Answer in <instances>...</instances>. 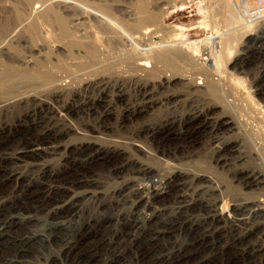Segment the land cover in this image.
I'll return each instance as SVG.
<instances>
[{
  "label": "rangeland",
  "instance_id": "obj_1",
  "mask_svg": "<svg viewBox=\"0 0 264 264\" xmlns=\"http://www.w3.org/2000/svg\"><path fill=\"white\" fill-rule=\"evenodd\" d=\"M23 1L0 0V74L3 72L12 74L14 71L13 73L28 72V76H32L33 73L35 76L49 72L60 78L57 69L65 63L62 65L66 68L59 69L62 75H65H61V78L63 77L65 82L70 80L68 77L74 78L73 86L77 85L79 79L84 76H81L82 72L87 74V71L75 72V65L82 62L79 60L83 52L79 48L68 46L67 42L75 38L87 42V36L91 31L97 32L104 40L110 42L113 40L109 48L107 50L105 48L104 51L107 52L103 51L102 56L107 55L104 59H109L110 62L116 57L115 59L118 60H113L114 65L120 66L115 68L113 65L115 69L111 68L108 72L117 70L122 74L128 70L125 69L127 63H121L123 61L117 57L123 51L131 50L116 37L121 36L123 31L119 34L115 32L116 36L115 34L113 36L105 27L106 23L98 21L99 17L106 19V15L111 16L119 29L133 33L130 28L133 31L136 26L138 28L135 21L143 15L142 8L146 9L144 14L155 12L159 17L158 23L147 26L151 27L148 29V32L150 31L148 35L152 41L144 42L143 47H137V51H134L137 52L135 56H139L142 50L150 49L148 47L155 50L178 49L182 52V58H187L186 65L184 62L180 69V72L186 75L192 73L194 69L205 68L203 64L207 62H203V59L208 57L207 51H219L220 46L226 45L227 38L234 33L233 28L237 26H229L224 21L225 12L220 0H86L87 4L84 0V2L82 0ZM245 11L242 9L240 13L243 15ZM50 12L53 15L49 14ZM262 15L263 18L252 22L249 33L252 34L253 40L246 44L245 41L237 38L239 44L234 43L237 45L232 52H235V55L239 54L237 60L223 58L218 70L208 72L215 79H220L222 87L227 92H231L228 94L230 97L238 98L240 102L246 101V105L250 104L255 108L264 107V96H260L259 93V90H264V78L259 79L262 76L261 72H264V14ZM18 16L22 17L20 23ZM55 17L65 19L70 38L64 39L59 35ZM49 19H51L50 24ZM40 20L41 22H38ZM30 28L36 31L31 32ZM173 28L183 31L180 32L177 41L173 40L172 45L167 47L166 42L170 40L169 35ZM192 44H195L197 51L201 53L192 54L193 50L190 46ZM72 54L74 57H71ZM129 66L135 67V65ZM73 69L74 71L71 72ZM69 71L72 76H69ZM132 72L130 70L129 73L128 70L126 74L135 76ZM72 73H76L75 76ZM13 79L14 83H20L22 86L20 76H14ZM128 86L133 88V85L128 83L121 87L122 89L113 86L107 87L108 89L98 88L103 89L102 91L96 88L83 90L81 87L79 99H73L68 93L65 96L67 98L64 97L60 102L56 97L47 95L38 84L33 82L13 91L15 93L7 98L10 101L8 106L10 109L6 108L8 111L0 115V224H8L10 220L14 221V224L6 225L3 236L0 237V264H9L10 261L16 264H106L111 260L113 264H264L263 259L256 260L250 253L254 237H247L248 239L245 240L241 237L250 229L249 226H264V221L261 218L258 220L252 218L246 207L236 210L238 204L240 208L251 200L264 199V191H260L259 187L247 188L243 185L246 184L245 176L239 174L240 170L246 168L250 171L256 169L255 172L264 168V123L259 118L260 124L256 123L258 122L254 118L256 115L250 112L251 109L241 108L242 113L239 107L237 113L243 115L242 118H245L247 123H244V126H247L244 129L245 134H241L242 138L228 133L214 135L209 127L205 128L197 121L194 125L164 132L159 140H153L152 135L137 131V125L156 121V118L164 120L170 108H157L153 113L142 114L138 118L132 117L120 124L123 116L127 114L124 110L143 102L142 98L133 101L131 98L133 93ZM254 90L258 92L253 93ZM159 96L161 97V94L157 93L153 98L158 99ZM71 104L81 107L80 115L67 112L68 105ZM107 111L110 113L106 114ZM63 129H71V134L58 143L44 146L46 148L58 146L55 153L47 150L38 158L28 159H16L14 156L19 150L37 144L36 141L42 138V133H58ZM209 131L211 134H208ZM234 137L240 140L244 138L245 143L241 146L244 152L261 151L259 154L262 159L259 161L263 162L250 160L248 163H237L235 155L219 150L225 141L223 139ZM80 143L83 146L81 151L74 150V146ZM113 150H118L119 154ZM216 156L223 157L226 163L223 161L216 166ZM143 165L157 174L163 183L162 187H165L167 192L158 201L149 200L150 209H146L145 206L148 193L137 192L138 186L148 182L146 176L140 175L139 167ZM175 170L188 174L185 173L184 177L177 179L174 176V173H177ZM201 174L212 176L215 186L222 185L227 193L218 195L219 193L211 191L214 185L192 182V178L196 179V176ZM142 198L145 204L144 201L141 202ZM234 205L236 206L233 207ZM141 213L145 216L153 213L158 216L146 225L149 227L143 233L140 227ZM104 219L106 223L101 226L105 227H98ZM21 220L24 222L21 223ZM133 223H137L140 229L135 230V233L130 229ZM119 231H128L132 236L121 245L119 252L116 251V255L124 251L123 256H118L119 259H116L111 251L100 244L103 241H114V235ZM90 232H97L98 236L89 239ZM136 235L139 236V240L131 246L130 241ZM94 253L100 258L98 261L90 262V254Z\"/></svg>",
  "mask_w": 264,
  "mask_h": 264
},
{
  "label": "bare ground",
  "instance_id": "obj_2",
  "mask_svg": "<svg viewBox=\"0 0 264 264\" xmlns=\"http://www.w3.org/2000/svg\"><path fill=\"white\" fill-rule=\"evenodd\" d=\"M24 1H26V2L28 1L29 2L31 0H24ZM66 1H68V0H66ZM84 1L86 3V0H84ZM43 2H44V0H43ZM71 2H69V4ZM220 2H221V7H222V9L225 12L224 21L226 22V24L229 25V26H233V25L234 26L237 25V26L233 28L234 33H232L227 38V41L225 42L226 45L220 46L219 51H215V52H213L211 50L210 51H207V54L206 55L208 57L206 59H203V62H207L206 64L205 63L203 64V66L205 68H202L201 67L199 69H194V70L192 69L193 70L192 73L190 72V74H188V75H186L184 73H181L180 72V69H182L181 66H183V64H184V62H185V60L187 58L186 59L184 57L182 58V52L180 50H178V49H175V48H168V49H161L160 48V50H155V49H152L151 47H148L150 49H148L146 51H143L142 50V52L140 53L139 56H135V54L137 52H134V51L135 50L137 51V49H138L137 47H143L144 46L143 45L144 42L150 43V41H152L151 38H150V36L148 35L149 32H150V31L148 32V29H150L151 27L149 28L147 26H150V24L155 25L154 23H156V22L158 23L157 20H158L159 17L157 16V14H155V12L154 13L153 12H150V13L148 12L147 14H144V11L146 9L142 8L141 10H142L143 15L141 17H139L138 20H136L138 22V24L135 21L136 25H138V28H137V26H136L137 29L136 28H133L134 31L130 28V30L133 33H127L124 30L119 29V26H118L117 23H115L114 19H112L111 16L106 15L107 16V17H105L106 19H102V18L99 17L98 18V21L99 22L101 21V23L102 22L106 23L105 27H107L109 29V31L111 32L110 34H112L113 36H114L115 32L117 34H119V33H121L123 31L124 34L121 33L120 34L121 36L118 37V36H116V34H115V36L118 38V41L119 42L123 41L125 43V46L128 47L129 50L130 49L131 50L130 51L126 50L125 52L124 51L123 52L121 51L122 53H120V55H118L117 57L121 61H123L121 63H127V65H126L127 67H125V69L127 68L129 70V73H130V70H131V72L132 71H136V72H132V73H135V76H131V75H134V74H129L130 76L127 75L126 74L127 71H128L127 69H126L127 71L125 73L123 72L122 74L121 73H118L119 71L117 72V70L115 72H110V73L108 72V70L111 71V68L112 69L114 68L113 67V65H114V61L113 60L116 57H113L114 59L110 62L109 59L108 60H105L104 59V58H107L106 57L107 55L106 56L104 55L105 57H103L102 56V53L105 50V48H106V50H107V48H109L110 43H112L113 40H112V42H110L109 40H104V39H102L100 37V35L97 32H92L91 31V33L89 32L90 34L87 36L88 37L86 39V41L88 40L87 42H82L80 40H77L76 38H75V40H71L69 43L67 42L68 46H70L72 48H76V49L79 48L83 52L82 53L83 54L82 56L79 53V55L81 56V59L79 61H82V62H79V63H77L75 65V72L76 71H80V70H82V71L85 70V71H87V74H83V72H82V75L80 74L81 76H83V75L84 76L79 79V82L77 81L78 84L75 85V86H78V87H75V86L72 85L75 82V81H73L74 78L68 77V79H70L68 82H65L63 77L61 78L62 71H60L61 70L60 68H62V69H65L66 68V67L64 68V66L62 65V64H65V63H62V62H60V63H62L61 64V67L60 68L58 67L60 70L57 69V71L60 72V75H59L60 78H58L57 76H55L54 74L49 73V72L48 73L47 72H45V73L42 72V73H39V74L36 73L37 75H35V76L32 73V76H30V75L28 76L27 75L28 72H26V74H25V72H21V73L20 72L19 73L16 72V73H13L14 71H12V69H11L12 74H11V72H8V74H7V72H3V73L0 74V115H1V113L8 111V109H6V108H9L8 106L10 105L9 104L10 101L7 100V98H9V96L12 93L13 94L15 93L13 91L18 90V89H22L23 87H26V85H29V83L35 82L36 84H38L46 92L47 95H50V96L52 95L53 97H56L60 102H62L64 100V97L68 93H70V95L73 97V99L74 98H78L79 99V97H80L79 90L81 89V87L83 88V90L84 89L85 90H88V89L90 90L92 88H96V89H98V88H105L106 89L109 86L121 88L124 85H127V83H128V84H132L133 85V88H131V87L128 86L129 89H130V91H131V93H133V96L131 97V98H133V101L138 100V98H140V99L142 98L141 101H143V102L141 104L136 105V106L134 105L135 107H133V108H127L126 110H124V113H127V114H126V116H123V119L121 120V123L120 124L124 123L129 118H131V119H132V117L138 118V116L140 117V116H142V114H147L149 112L153 113V111H155L157 108L158 109H161V108H170L169 109L170 111L167 113V117L164 120H162V119L157 120V118H156V121H154L152 119L153 122L151 121L149 123H142L140 125L138 124L139 126L137 125V131H140V133H143V134L146 133V134L152 135L153 136L152 137L153 140H159L158 138L161 137L162 134H164V132H167V131H169V132L170 131H175L176 128H178V127H181L182 128L183 126H189V125L191 126V125H194L197 121L200 122V123H202L205 128H208L209 127L210 130H211V132L214 135H216V133L217 134L218 133L219 134L220 133H223V134H227L228 133L231 136H240L239 138H242L241 134H245L246 131L244 129H245V127L247 125L244 126L245 125L244 123H246V121L244 120L245 118L244 119L242 118L243 115L240 116L241 114H238L239 112L237 113V111H239L238 108L240 107V109L242 108L244 110L245 109L247 110L248 108L251 109L252 111H250V112L251 113L253 112V114L256 115L254 118H256L257 121L260 119V121L262 123H264V107L261 106V107H256L255 108L254 106H251L250 104L246 105V101H241L240 102V99L235 98L233 96L230 97L228 94L231 93V92H227V90H225L222 87V85L220 84V79L219 78L215 79L213 76L210 75V73H212V71H214V70H218V67L220 66L223 58H225V59L226 58H231V60H233V61H236L237 60V57L239 56V54H237L238 55L237 56V55L234 54L235 52L234 53L232 52V50H235L234 47H236V45H237V44L235 45L234 43L235 42L238 43V39H241L243 42L245 41L246 44L250 42V40L252 39L251 38L252 37V34L249 33V32L252 29V22L255 19L263 18L261 16H263L262 14H264V0H220ZM35 3H37V2H35ZM45 4H46V2H45ZM45 4H43V5H45ZM61 4H62V2H61ZM67 4H68V2H67ZM29 5H31V2H30ZM33 5H36V4H33ZM98 6H100V5H98ZM78 7H79V5H78ZM38 8H40V7H38ZM50 8H52V7H50ZM68 9H70V7ZM242 9H245L246 10L243 13V15L240 13V11ZM35 10L37 11L36 8H35ZM103 10H104V8L102 9V11ZM40 11H42V10H40ZM98 12H99V10H98ZM43 14H44V12H43ZM49 14H51V12ZM244 14H246V15H244ZM51 15H53V13ZM87 15L89 16V14H87ZM54 16H52V17H54ZM21 18H20V16H18L17 17L18 21ZM23 19H25V17ZM52 20H54V19L52 18ZM64 20L65 19H63L62 17L61 18L60 17H55V20L54 21L56 23L55 22L54 23H55L56 27L58 26V28H59V31L58 32L60 34L59 33L58 34L62 38L64 37V39H65L66 37L67 38H70L71 36L70 37L68 36L70 31L68 32L69 29L68 30L66 29V27L68 25L66 26V21H64ZM24 22H25V20H24ZM38 22H41V20L38 21ZM50 22H51V19H49V24H50ZM19 23H20V21H19ZM153 25H151V26H153ZM26 27H28V26H26ZM105 27H103V28H105ZM47 28H49V27H47ZM101 28H102V26H101ZM30 29H31V32H32V30L33 31L35 30L34 28H30ZM99 30H102V29H99ZM181 31H183V30L182 29H179V28H175V29L173 28L172 29L171 35H169V36H171V37H169L170 40L168 39V42H166V43H168L167 44V47H168V45L171 46L174 41H177V39L179 38V36L181 34L180 33ZM102 34H101V36L103 37ZM104 34H106V33L104 32ZM59 35L56 36V37L58 38ZM235 38L236 39L238 38L237 41H236ZM111 39H112V37H111ZM57 41H58V39H57ZM118 41H117V43H118ZM54 43H55V41H54ZM59 43H60V41H59ZM66 46L67 45H65V47ZM121 46H122V44H121ZM190 46H191V49L193 50V53L192 54L201 53V51H199V50L197 51V47H196L195 44H192ZM65 47H64V49H65ZM111 47H112V44H111ZM117 47H119V46H117ZM60 49H62V48H60ZM64 49H62V50H64ZM72 50L74 51V49H72ZM72 50H71V52H73ZM104 52H107V51H104ZM69 53H70V51H69ZM69 53H65V54H69ZM110 53H111V51H110ZM76 54H77V52H76ZM64 56H62V57H64ZM71 57H74V55L72 54ZM76 58H77V56H76ZM108 58H109V56H108ZM189 58H190V56H189ZM82 59H85V60L83 61ZM117 60L115 59V61H117ZM208 63H209V65H208ZM57 64H59V63H57ZM25 65H27V63ZM129 65H131V66L132 65H135V67L132 68ZM185 65H186V62H185ZM20 66H19V68H20ZM114 66L116 68V67H118L120 65H118V66L114 65ZM67 67H69V66H67ZM9 68H10V66H9ZM14 68L15 67H13V69ZM21 68L24 69V67H21ZM67 70H64V72H66ZM73 71H74V69L71 72H73ZM209 71H210V73L208 74ZM71 72H70V75L69 76H72L71 75ZM9 73H10V75H9ZM64 74H66V73H64ZM75 74H73V75L75 76ZM120 74H121V76H119ZM122 75H125V76H122ZM261 75L262 76L259 79H263L264 78V72H261ZM14 76H16V77H19L20 76V79L19 80H21L23 82L22 86H21L20 83H14L15 81L13 82V80H14L13 77ZM62 76H65V75H62ZM66 76H67V74H66ZM132 77L134 79H132ZM215 77H222V76H216L215 75ZM149 78H151V79H149ZM55 79H56V81H55ZM65 79H67V78H65ZM120 81L124 82L125 84L124 85L123 84H120L121 83ZM19 86L21 88H18ZM113 87H111V88H113ZM102 90H99V91H102ZM254 92L256 93L258 91H255L254 90L253 93ZM263 92H264V90L263 91L259 90L260 96H264ZM157 93L161 94V97L159 96L160 98H158V99L153 98L154 95L155 96L157 95ZM148 97H149V99H148ZM66 98L67 97H65V99ZM253 100H254V98H253ZM68 109H67L68 110L67 112H71L72 114H75V115H80L81 114V112H80L81 111V107L79 108L77 106H72V104H71V105H68ZM242 109H241V112H242ZM166 110H168V109H166ZM108 112L109 111H107L106 114ZM244 116H246V115H244ZM246 118H248V117H246ZM260 121H258L256 123H259ZM255 127H259V126H255ZM249 129H251V128H249ZM2 131L3 130L1 129V132ZM209 133H210V131L208 132V134ZM70 134H71V129L70 130L69 129H63L62 131H59L58 133L57 132L56 133L44 132V133H42V138H40V139H38L36 141L37 144L32 145L30 148H26V149L19 150L18 152L15 153L14 156L16 157V159H28L29 157L30 158H38L44 151H47V150L50 151V152H54L55 153L58 150V146L57 147L56 146L55 147L52 146L51 148H46L44 146L47 145V144H50V146H51L52 143H58L64 137H67ZM72 134H73V131H72ZM256 134H258V133H256ZM249 135H251V134H249ZM231 136H230V138H231ZM235 138L236 137H234L233 139H227L226 138L227 140L226 139H223L225 141H224V143H222L223 146L219 150L220 151H223L226 154H231L232 156L235 155L236 156V162L237 163H245V162L248 163V161H250V160L251 161L253 160V162L257 160V162H258L259 159H262L260 157L261 155L259 154V153H261V151L259 152L257 150H254L255 152L254 151L244 152L243 149L241 150V146L245 143V140H244V138L241 139V140L240 139H235ZM250 143H252V142H250ZM211 144H212V142H211ZM245 146H246V144H245ZM82 148H83L82 143H80L78 145H75L73 149L76 150V151H81ZM247 150H249V149H247ZM117 151L115 150L114 152L119 154V152H117ZM71 153H73V151ZM216 157H217L216 160L214 159L215 160V163H216V166L222 164V162L225 160V159H222L223 157H221V156L220 157L219 156H216ZM260 161H262V160H260ZM224 163H226V162L224 161ZM139 170H140V175L146 176L148 182L147 183H143L140 186H138L139 188H137V192L138 193H144V192L145 193H148V196L149 197L147 196L148 199H146V204H145V201L143 200L144 197L141 199V202L144 201V204L146 206V209H150V207H151V202L150 201L155 202V201H158V200L162 199L166 195V193H167L165 191L166 188L165 187L164 188L162 187L163 186V183L159 180L157 174L154 173V171L151 168H149L147 166L145 167L143 165V166H140L139 167ZM248 170L246 168V169H242V170L239 171L240 172L239 174H241L242 176H245V178H246L244 180L246 182V184H243V185H246L247 188L259 187V188H261L260 191H264V168L263 169H260L259 171L257 170L256 172H255L256 169L254 171H250V170L248 171ZM185 173H187V172H185ZM185 173L183 174L182 172H177V173H174V176L177 177V179H178V178L184 177ZM171 175H173V174H171ZM169 177H170V175H169ZM155 179H157V180H155ZM196 179L195 178H192V182L193 181H196V183L198 182V184L199 183H205V184H208L210 186L214 185L213 187H215V188L212 187V189L211 188L210 189H211V191H213L215 193H219L218 195H222V194H226L227 193L226 192V188L223 187L222 185L220 186V185H217L216 184V186H215V184H214L215 183L214 182L215 180H214V178H213L214 181L212 180V176L211 177H209V176L207 177V175H205V174L202 175L201 174V176H196ZM189 181H191V180H189ZM169 182H171V181H169ZM205 184H204V186H205ZM190 186H191V184H190ZM226 186H228V183H227ZM203 194H207V193H203ZM239 195H241V194H239ZM263 195H264V192H263ZM229 197H231V196H229ZM246 199L247 198H245V200ZM242 202L244 203L243 200H242ZM247 202H249V201H247ZM139 203H140V201H139ZM238 205L237 206L234 205L233 207L236 206V210L237 209L238 210L245 209V207H246V209H248V213L250 214V216L252 218H254L255 220H258V219L261 218L264 221V199H262V200H258V199L257 200H251L249 203H247V205H244L242 207L239 206L240 208H238ZM211 206H212V203H211ZM208 208H210V206ZM214 213H216V212H214ZM134 215H135V213H134ZM138 217H140V215ZM141 217H142V220L140 221V225H141L140 227L142 228V230H141L142 233L145 232V230H147V228L149 227V226H146L147 224L149 225L154 219H157L158 218L157 214L155 215L154 213L152 215H150V216H145V214H142ZM244 219H246V218H244ZM20 222L22 223L24 221L21 220ZM105 223H106V221L104 219V220H102L101 224H99L100 226H98V227H105V226H101V225H105ZM11 224H14V221L10 220V223H8V224H0L2 226V228H0V237L3 236L4 227L6 225H10L11 226ZM173 225H174V223H173ZM60 227L63 228V226H60ZM249 227H250V229L247 230V231H245V233L241 237H242L243 240H245V238L248 239L249 237L250 238L251 237H254V241H253L254 244H252V249L250 250V253L252 254V257L256 258V260L257 259H260V260L263 259L264 260V226H249ZM130 229H132V231H134V233H135V230H140L137 223H133L132 225H130ZM131 234L132 233H130L128 231H125V232H120V231L119 232H116L115 235H114V237H115L114 241H106V242L103 241V243H101L100 245L103 246V248L107 249L108 251H111V253H113V255H114V257L116 259H119L118 256H120V257L123 256L124 251H121V254L119 253L120 255L119 254L116 255V251L119 252L121 245L124 244L126 242V240L130 238V236H132ZM97 236H98V233L97 232H93V233L90 232V234L88 235V238L89 239L90 238H93L94 239ZM132 239L133 240L130 241L131 246L134 245L135 243H137V241L139 240V236L137 237V235H136ZM240 240H241V238L238 239V241H240ZM123 250H125V249H123ZM99 258H100V256L95 255V253L94 254H90L89 261L90 262H95V261H98ZM9 264H16V263L10 261ZM106 264H113V260L108 261Z\"/></svg>",
  "mask_w": 264,
  "mask_h": 264
}]
</instances>
